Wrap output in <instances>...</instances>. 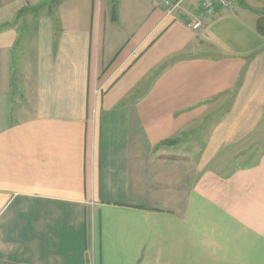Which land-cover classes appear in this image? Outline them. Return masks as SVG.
<instances>
[{
    "label": "crops",
    "instance_id": "0c3cea01",
    "mask_svg": "<svg viewBox=\"0 0 264 264\" xmlns=\"http://www.w3.org/2000/svg\"><path fill=\"white\" fill-rule=\"evenodd\" d=\"M116 1L0 0V264H264V0Z\"/></svg>",
    "mask_w": 264,
    "mask_h": 264
},
{
    "label": "built area",
    "instance_id": "2783aa9c",
    "mask_svg": "<svg viewBox=\"0 0 264 264\" xmlns=\"http://www.w3.org/2000/svg\"><path fill=\"white\" fill-rule=\"evenodd\" d=\"M200 15L211 18L217 15L222 8L232 7L233 0H195ZM159 4L166 9L167 15H173L184 4L185 0H158ZM201 19L195 17L189 23L192 29H198L201 26Z\"/></svg>",
    "mask_w": 264,
    "mask_h": 264
},
{
    "label": "rangeland",
    "instance_id": "374dc122",
    "mask_svg": "<svg viewBox=\"0 0 264 264\" xmlns=\"http://www.w3.org/2000/svg\"><path fill=\"white\" fill-rule=\"evenodd\" d=\"M126 1V11H128V12H133V10L134 11H138L137 13H138V16L136 17V18H131V16H128V18H126L123 22H122V24L121 25H119L118 24V26H120V27H124V29H126L127 30V32L129 31V30H131V28H132V26L133 25H137L139 22H140V20H141V18H142V15H144L145 14V11H146V9H145V7L144 8H142V9H140V10H137V5L135 4V0H125ZM141 2V4H143V5H146V0H144V1H142V0H140ZM114 2H115V4H116V6H117V8H118V6H119V3H117V1L116 0H114ZM133 7H134V9H133ZM259 22H260V24L261 25H263V27H264V16H262L261 18H259ZM23 25V24H22ZM21 25V26H22ZM22 30V29H21ZM24 30V29H23ZM118 41V40H117ZM119 42V41H118ZM18 48V47H17ZM16 48V50L14 51V53H13V56H12V58H13V60H12V63H13V68L15 69V72H14V70H13V75H14V78H16V76L18 75V67H17V65H16V63H17V57H18V49ZM14 80V79H13ZM96 91H98V90H95V92ZM12 97H14V99H13V101L11 102V109L13 110L14 109V106H15V103L17 102V100L19 99V94H18V92L16 91V90H14L13 92H12ZM17 104V103H16Z\"/></svg>",
    "mask_w": 264,
    "mask_h": 264
},
{
    "label": "trees",
    "instance_id": "16d2710c",
    "mask_svg": "<svg viewBox=\"0 0 264 264\" xmlns=\"http://www.w3.org/2000/svg\"><path fill=\"white\" fill-rule=\"evenodd\" d=\"M39 9V6L38 7H33L31 8L30 10L32 12H36L37 10ZM116 10H117V6L114 2V0H112V5H111V19L115 20L116 19ZM260 28V26H259ZM14 72H15V69L13 68ZM14 74V73H13ZM12 74V79H11V83H13V79H14V75Z\"/></svg>",
    "mask_w": 264,
    "mask_h": 264
}]
</instances>
